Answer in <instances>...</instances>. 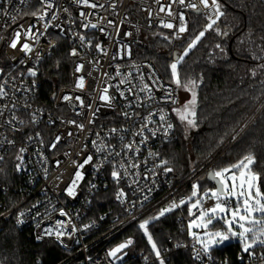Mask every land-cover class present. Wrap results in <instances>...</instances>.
Listing matches in <instances>:
<instances>
[{
	"label": "built area",
	"instance_id": "built-area-1",
	"mask_svg": "<svg viewBox=\"0 0 264 264\" xmlns=\"http://www.w3.org/2000/svg\"><path fill=\"white\" fill-rule=\"evenodd\" d=\"M260 1V0H259ZM52 9H43L47 12L44 20H37L30 13L41 6L38 0H29L28 3H20V0H0V25H4L8 21L9 26L0 27V68L3 69V75L0 80L8 79L9 88L12 87L11 77L16 76V84H20L21 77L17 74L25 72L28 67L38 68V75L35 78L36 87L33 92L27 93V99L30 100L32 110L42 109L38 117L37 124L33 125L30 122L26 126H19L21 130L12 131L7 124H0V222L4 219H12L18 229L32 231L37 241L50 239L57 242L66 252V257L58 264H159L154 253H128L123 250V253L118 254L121 259L109 258L107 252L124 242L119 240L120 235L130 226L140 224L143 220L153 217L158 214L161 207L167 206L173 198L179 200L182 197L190 195L187 192V187L196 181L200 176L209 171V163H205L199 167L188 177L176 181L172 176V172L164 174L161 169H155L157 173L154 175L151 169L157 161L148 157V152H159L163 157V147L176 139V123L171 112L174 107L171 103H161L159 98L163 95V91H155L156 101L146 103L144 107L125 109L123 105L125 101L119 97L115 89H110V94L115 95V108L101 107L95 117V123L89 124V119L92 118V111L87 107L73 108V104L78 105L79 102L73 99V102H65L61 100L62 95L70 94L73 98L77 95L84 99L85 105L93 103V96L89 95L91 89H94L98 82H101L102 74L107 71L112 76H115V66L119 65L122 72L132 71L134 76L138 77V73L133 65L139 66V72L143 73L145 80L151 73H155L156 77L168 87L169 81L164 78L157 64L152 59L137 58L138 49L143 45L142 33L146 29H159L174 37L175 29H166L160 25V20H171L164 13L159 16L153 15L151 18L148 12L144 9L149 6L153 12L158 9V5L152 0H119L116 8L109 7L113 0H98L104 4V9H91L80 5L76 0H51ZM163 2V0H162ZM264 6V5H263ZM7 8L12 14L19 9V15L16 23H11L10 18L3 15L2 9ZM68 8V12L63 9ZM185 12L188 24V31L180 34V39L186 37L193 28V15L191 9H180ZM93 13L88 17L92 23H97L98 28L84 29L81 24L85 22L80 17L79 13ZM52 15L58 17L52 21ZM104 18V19H101ZM126 18V19H125ZM112 20L113 25H108L107 21ZM125 22L121 25L120 21ZM49 23L47 30L44 29V24ZM23 25L27 29L32 25L33 34L39 37L38 41L28 39L23 34ZM59 25L60 27H54ZM116 25H119V36H117ZM99 26H103L109 35H105L99 31ZM61 28L64 29L61 32ZM15 30H21L20 42L15 50L8 45ZM126 32H131V36H125ZM77 34H84L86 37L95 43H102L108 52L105 56L98 53L95 48H83L77 39ZM58 38V39H57ZM117 40L122 41V44L128 45L131 50V56H125L124 59L111 60L118 49L122 46L117 43ZM24 42L32 45L34 52L30 54L32 57L35 53L41 54V59L38 64L34 59H28L23 52L20 51V45ZM50 42L55 43V47H50ZM65 43L66 53L71 60L70 81L68 84L61 86L51 97L49 104L41 103V80L40 73L43 63L48 60L55 51ZM76 48L80 53V57L71 56L69 53L73 48ZM12 57L16 59L13 60ZM20 59L26 61L25 64H20ZM99 60V64L95 67L92 77L86 76V87L84 91L74 90L75 78L78 75H86L93 65H89V60ZM83 62L85 64L84 72L74 74L75 65ZM111 64V67L109 66ZM150 66V67H149ZM95 77V79H93ZM117 80H111L109 83L116 84ZM150 83V81H148ZM26 83L31 85L32 78L26 77ZM139 84V79L133 81ZM126 87V86H122ZM175 89V85H172ZM11 95V92H10ZM141 96L144 94L141 93ZM174 95L180 102V89H176ZM19 102L22 104L25 96L21 92H17ZM129 99L133 97L129 96ZM7 100H0V104L7 103ZM100 101H95L93 107L101 104ZM179 104V103H178ZM178 106V105H176ZM159 108L165 109L170 114L171 122L175 125L172 134L169 138H164L161 135L149 138L147 145H141V151L138 159L143 162L147 158V164L141 163V167L136 171L139 175L123 176L117 183L111 176L113 164L103 163L98 169L95 165H101L105 154L96 153L91 141L96 140L95 133L99 132L100 137L105 138L106 142L116 145V150L120 151L119 135L125 136V142L130 140V133H120L119 135H107L109 130L116 128H131L133 124L137 126L142 121L134 118L133 120H125L119 113L128 110L136 111L141 116H146L150 111H157ZM77 113H80L77 115ZM21 119L29 121L28 115L24 109H20L17 113ZM7 115V113H6ZM49 119L55 123H48ZM158 119V118H157ZM75 120L77 123L85 125V130L81 132L74 125L67 124L66 121ZM154 127V126H153ZM132 128V131H135ZM40 132L44 140L43 146L39 140L28 141L29 135H34L35 132ZM68 132L73 135L69 136ZM147 134V133H146ZM60 135L61 141L56 149H50L49 144L54 138ZM137 139H139L137 137ZM8 140H13L14 144L7 143ZM86 145V147H84ZM25 147L27 150L23 153L22 170H16V164L19 163L16 157L19 154V148ZM92 155L93 159L90 163L84 165L79 171L82 173L83 179L78 181V186L75 189L76 195L69 196L66 192L67 186L74 178V173L78 170L73 163H83V160ZM131 155V154H129ZM46 158V159H45ZM123 157H116L113 163H118ZM59 161V165H57ZM13 167L15 177L11 183H8L4 178L7 176L6 169ZM147 177V178H145ZM95 185V187H93ZM122 190L125 196L122 200L117 199L118 192ZM145 196L147 199L145 200ZM211 203V202H209ZM35 205V207H33ZM135 205V206H133ZM30 210V211H29ZM63 210L67 213L66 216H61ZM185 210V211H184ZM179 213L177 220L180 222L182 231L188 234V211L187 205L182 209L178 208L173 212ZM184 211V212H183ZM24 212L25 215L20 217L24 223L18 224L17 219L19 213ZM172 213V212H170ZM169 214V213H167ZM166 214V215H167ZM103 218V219H102ZM76 226L79 231H76L71 236L65 235L58 241L55 235L45 236L43 239H37L38 235L42 234L44 228L57 227L56 221H68ZM39 223L40 227H37ZM85 225H93L85 230ZM190 240L180 241L174 244V249L184 248L191 252L194 259V240L189 236ZM77 241H79L77 243ZM199 247V245H196ZM161 250V258L164 264L169 263V252L171 249L165 247ZM259 253L264 249H256ZM244 255V264H247L248 257ZM148 260L145 261L144 257ZM211 260L205 259L203 264H224L214 260L211 253ZM195 260V259H194ZM199 264L201 261L195 260ZM242 262L241 260H239ZM257 264L259 262L257 261Z\"/></svg>",
	"mask_w": 264,
	"mask_h": 264
},
{
	"label": "snow or ice",
	"instance_id": "snow-or-ice-1",
	"mask_svg": "<svg viewBox=\"0 0 264 264\" xmlns=\"http://www.w3.org/2000/svg\"><path fill=\"white\" fill-rule=\"evenodd\" d=\"M9 2H11V0H9ZM28 2L29 0H20V3ZM76 2L91 9L105 8V5L99 3L98 0H76ZM118 2L119 0H113V2L109 4V7L115 9ZM152 2L159 6L155 13L150 6L144 10L148 12L150 18L153 15L159 16L160 13H164L167 17H171V20L161 19L160 25L166 29H175L174 38L176 39H180V34L188 31V21L185 12L180 9H191L197 14V16L203 17L206 21L202 28L189 40L183 53L176 54L173 62L168 65V69L170 70L168 87H165L160 81V78L155 76V73H151L146 81L144 74L139 72V66H132L138 73L137 77L134 76L132 71L122 72L120 66L116 65L115 76H112L109 72L105 71L102 74L101 82H98L96 87L90 90L89 95L95 93L93 96V103L85 105L84 99L81 96L77 95L73 98L72 95L67 93L62 95L61 100L65 102H73L74 99L79 102L78 105L73 104V108L77 106L80 108L87 107L92 111V118H90L88 122L89 124H93L95 123L96 114L100 111L101 107L115 108L114 101L116 96L110 94V89L114 88L119 94V97L125 101V104L123 105V108L125 109L144 107L146 103L156 101L157 98L155 96V91H163V95L159 98V102L171 103L174 105L171 112L175 114L180 124L184 126L183 130L185 132V138H187L188 131L190 129H196L199 126L197 110L200 104V98L198 90L203 83V78H182V65L185 57L197 47L202 38L205 37L206 33L214 32L215 35L222 39L229 35L228 31L222 29L220 26L221 18L226 15L225 4L221 3V0H163V2L162 0H152ZM260 2L264 5V0H260ZM38 3L41 7L32 11L30 15L37 20L42 21L47 15V12L43 11V9L50 10L52 9L53 4L51 0H38ZM236 7H240V4H237ZM63 11L68 12V8H64ZM2 12L5 17L10 18L11 23H16L19 9L16 10L15 14H12L7 8H3ZM79 15L85 21L81 24L82 28H98L97 23H92L88 20V17L92 16L93 13H85L81 11ZM50 19L55 21L58 17L52 15ZM124 22V20H121L120 24L122 25ZM107 24L113 25L114 22L108 20ZM6 26H9L8 21H6L4 25H0V27ZM50 26L53 25L45 23L44 29L47 30ZM19 27L20 29H23L25 37L33 41H38L39 37L32 32V25L27 29H24L23 25H20ZM54 27L59 28L60 26L54 25ZM115 27L117 36H119V25H116ZM63 31L64 29L61 28V32ZM99 31L105 35H109L103 26H99ZM252 31V29L249 30V37L251 36ZM124 35L131 36L132 33L126 32ZM20 38L21 30H15L8 46L15 50L20 42ZM0 39H3V37L0 36ZM77 39L79 40L81 47H94L98 53L105 56L108 55V52L102 43L93 44V41L88 39L84 34H77ZM164 39L169 40L170 37L165 36ZM259 39L262 41L258 46L259 54H257L256 51L250 53V58L258 62L255 67L249 68V74L252 78H256L258 75H264V63H260V61H264V36H261ZM117 43L122 46L110 59L116 60L118 58L124 59L125 56L130 57L131 50L129 46L122 44V41L120 40H117ZM240 43L243 44L244 41L241 40ZM252 43H254V41H252ZM55 46V43L50 42V47L54 48ZM215 48L225 56L227 55L226 49L220 43H217ZM20 51L23 52L28 59H34L36 64L39 63L41 54L37 52L35 53V56L32 57L30 54L34 52V49L29 43L24 42L20 45ZM69 55L80 57L81 53L74 47ZM12 59L15 60L16 58L12 57ZM19 63L23 65L26 61L20 59ZM88 64L93 65V67L87 71L86 75L76 76L74 90H85L86 76L92 77L93 72L97 71L95 66L99 64V60H89ZM57 66H59V61H57ZM109 66L111 67V64ZM84 69L85 64L83 62L77 63L75 65L74 74L82 73L84 72ZM2 75L3 69L0 68V76ZM17 75L22 78L20 84H16L17 77L12 76L11 88H9L8 79L0 80V100L8 101L7 103L0 104V124H7L14 132L21 130L17 125L23 127L29 122L33 125L37 124L39 114L42 111V109H36L33 111L31 102L27 99V93L35 90V78L38 75V68L28 67L26 69V76L23 71L19 72ZM26 77L32 78L31 85L26 83ZM137 78L139 79L138 85L133 83ZM93 79H95V77H93ZM117 79L118 82L116 84L109 83V81ZM148 81H150V83ZM259 82L261 85H264V79H261ZM172 85H175V89ZM176 89H181L189 94L184 103L179 106H176L179 102L174 95ZM17 92H21L25 96L22 104L19 102L20 98L16 96ZM141 93L144 95L141 96ZM129 96L133 97V99L130 100ZM97 100L102 103L94 108L93 104ZM21 108L24 109L25 113L28 115L29 121L26 122L17 114ZM79 114L80 113H77V115ZM119 114L125 120H133L136 118L142 121L138 126L133 124L131 128L113 127L109 130L107 135L114 136L119 135L120 133L131 134L132 138L127 142H125L124 135H119L120 151L116 150V145H112L111 143L106 142L105 138L100 137L99 132L95 133L97 139L91 141L96 153L105 154L101 165H95L94 167L98 169L105 162L113 164L111 176L117 183L122 178L121 173H123V176H128L129 174L134 176L139 175L138 172L132 171L130 173L129 170L139 169L141 163L147 164V158L141 162L138 159H133V157L139 156L141 145L146 146L150 136L154 138L159 134L164 138H169L175 128V125L171 122L170 114L163 108H159L157 111H150L146 116H141L140 113L136 111L128 110H124ZM48 123L52 124L55 123V121L49 119ZM66 123L74 125L81 132L85 130V125L77 123L75 120H68ZM132 128H135L136 130L132 131ZM68 135L72 136L73 133L68 132ZM137 137L139 139H137ZM27 139L29 142L39 140V143L42 146L44 144L42 135L38 131L35 132L34 135H29ZM60 141L61 136L57 135L54 140L50 142L49 148L56 149ZM7 143L14 144L15 142L13 140H8ZM220 143H223V140H221ZM84 147H86V145ZM26 150L25 147L19 148V154L16 157L17 161H19V163L16 164L17 171L22 170L24 159L23 153L26 152ZM116 157H123V159L118 163H113ZM148 157L157 161L154 163L153 167L149 169L154 175L157 174L155 172V169L157 168L161 169L165 175L174 171V169L169 166V160L162 158L159 152L149 151ZM2 159L3 157L0 156V160ZM92 159V155H88L83 160V163H76L73 161L78 170L74 173V178L66 188V192L69 196L76 195L75 189L78 186V181L83 179L82 173L79 169H82L84 165L90 163ZM57 165H59V161H57ZM260 167L261 165L256 153L250 148L234 163L214 168L208 172L207 178L215 182L213 187L201 191L200 180L204 179L201 177L192 183V191L190 195L182 197L179 200L173 198L168 202L167 206L161 207L158 210L157 215L143 220L139 224V228L144 231L145 235H147L151 244L152 252L159 264H164V260L161 258V250L157 247L156 242L153 241L152 236L148 233V225L152 221L165 216L167 213L173 212L178 208L182 209L185 205H187L189 217L187 224L188 234L194 240L193 247L195 260L201 261V264H203L205 259L211 260V253L215 248L223 246L230 243L233 239H236L241 245V253L246 254L249 258L247 264H257V261L259 264H264V251H260L259 253L256 251L257 248L264 249V172L258 170ZM93 187H95V185H93ZM124 196V192L120 190L117 194V199L122 200ZM146 199L147 196H145V200ZM33 207H35V205ZM24 215V212L19 213L17 219L18 224L24 223L23 219H20V217H23ZM60 215L66 216L67 213L61 210ZM56 225L57 227L54 229L51 227L44 228L42 234L37 236V239L39 240L43 239L45 236L55 235L56 239L61 241V238L65 235L71 236L76 231H79L70 220L67 222L56 221ZM217 225H219V227H217ZM92 226L93 225H85L84 229L87 230ZM37 227H40L39 223L37 224ZM78 242L79 241H77V243ZM132 244L133 240L129 238L125 242H122L109 250L107 256L109 258L121 259V256L118 254L123 253V250ZM196 245H199V247H196ZM144 259L147 261L148 257L145 256ZM238 259L241 260L243 264L244 255L238 254ZM6 261V257L0 258V264H6ZM224 264H228V262L225 261Z\"/></svg>",
	"mask_w": 264,
	"mask_h": 264
},
{
	"label": "trees",
	"instance_id": "trees-1",
	"mask_svg": "<svg viewBox=\"0 0 264 264\" xmlns=\"http://www.w3.org/2000/svg\"><path fill=\"white\" fill-rule=\"evenodd\" d=\"M221 3L225 4L226 15L221 18L220 26L227 30L229 35L222 39L214 32L206 33L197 47L185 57L182 65V78H203L198 90L199 126L190 129L189 150L196 159V165L217 153L213 167L209 169L211 171L234 163L251 148L261 165L258 170L264 172V85L259 82L264 79V75L252 78L249 74V68L258 63L250 58V53L256 51L259 54L258 46L262 43L259 38L264 36V6L259 0H221ZM237 4H240V7H236ZM193 20L192 31L180 40L171 35H168L169 40L164 39L167 33L159 29L144 30L154 36L148 38L138 49L137 58L152 59L164 78L170 81L168 65L173 62V52L179 50L182 54L189 40L206 23L205 19L197 14L193 15ZM250 29L253 31L249 37ZM241 40L244 41L243 44L240 43ZM217 43L226 49V56L215 48ZM70 71L71 60L63 43L42 65L41 103L49 104L53 94L69 83ZM174 119L176 139L166 144L162 153L164 159L169 160V166L174 169V180L180 181L191 169L184 156L185 144L181 125L176 116ZM221 140L223 143H220ZM208 172L199 177L204 178L200 180L201 191L215 185L214 181L207 178ZM6 173L4 179L12 185V179L15 177L13 167L6 169ZM191 185L187 187L189 194L192 191ZM178 215L175 211L160 217L150 223L149 232L159 249H171L169 263L199 264L189 250L173 248L177 242L190 240L187 233L181 229ZM137 226L138 224L127 228L119 240H133V244L126 248L128 253L150 255L153 252L149 248L147 237ZM212 253L217 262L242 264L238 259V254H241L238 240L217 247ZM5 257L6 264H58L66 257V252L54 240L37 241L32 231L18 229L10 218L0 222V258Z\"/></svg>",
	"mask_w": 264,
	"mask_h": 264
},
{
	"label": "rangeland",
	"instance_id": "rangeland-1",
	"mask_svg": "<svg viewBox=\"0 0 264 264\" xmlns=\"http://www.w3.org/2000/svg\"><path fill=\"white\" fill-rule=\"evenodd\" d=\"M155 35H158V36H160V34H155ZM167 36L169 35V34H166ZM154 36V34H150V33H146V31H143V33H142V39H143V44L144 43H146L147 41H148V38L149 39H151L152 37ZM176 39V38H175ZM176 40H180V39H176ZM183 53V52H182ZM188 93L187 92H185V91H183V90H181V92H180V102H179V105L180 104H183L184 103V101L188 98ZM179 121V120H178ZM180 123V122H179ZM181 125V124H180ZM183 125H181V130H182V132H183V141H184V144H185V158H186V162L188 161V165H189V167H190V173L189 174H187L184 178H186V177H188L190 174H192L195 170H197L199 167H201V166H203L206 162L207 163H209V169L210 168H212L213 167V163L215 162V160H216V158H217V156L218 155H212V156H210V157H208L206 160H204V161H202L201 163H199V164H197L196 165V159H195V157L191 154V152H190V140H189V138H188V136L189 135H187V138H185V132H184V130H183ZM189 132H190V130L188 131V134H189ZM221 153V152H220ZM220 153H218V154H220ZM210 188V187H209ZM152 222H154V221H152ZM151 222V223H152ZM150 225V224H149ZM149 225H148V233L150 234V232H149ZM138 229L140 230V231H142L143 232V234L145 235V233H144V231L142 230V229H140L139 228V224H138ZM217 227H219V225H217ZM194 231H195V229H194ZM151 235V234H150ZM146 237H147V235H145ZM192 238V237H191ZM233 240H236V239H233ZM232 240V241H233ZM154 241V240H153ZM155 242V241H154ZM147 243H148V245H149V248H151V244H150V242H149V240H148V238H147ZM158 247V246H157ZM159 248V247H158ZM126 249H124V251H125ZM127 251V250H126Z\"/></svg>",
	"mask_w": 264,
	"mask_h": 264
},
{
	"label": "water",
	"instance_id": "water-1",
	"mask_svg": "<svg viewBox=\"0 0 264 264\" xmlns=\"http://www.w3.org/2000/svg\"><path fill=\"white\" fill-rule=\"evenodd\" d=\"M194 13H195V12H194ZM176 54H181V52H180L179 50H175V51L173 52L172 59H174V56H175Z\"/></svg>",
	"mask_w": 264,
	"mask_h": 264
}]
</instances>
